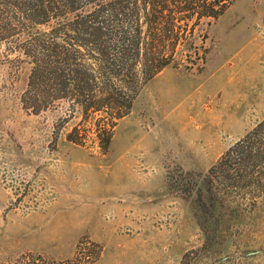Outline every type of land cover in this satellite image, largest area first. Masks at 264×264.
I'll list each match as a JSON object with an SVG mask.
<instances>
[{"label":"rangeland","instance_id":"374dc122","mask_svg":"<svg viewBox=\"0 0 264 264\" xmlns=\"http://www.w3.org/2000/svg\"><path fill=\"white\" fill-rule=\"evenodd\" d=\"M15 1L0 0V264H264V0L199 23L126 96L108 146L110 109L85 117L63 97L33 113L23 45L53 27L92 64L66 24L104 5L99 23L136 22L145 40L143 14L77 0L31 25Z\"/></svg>","mask_w":264,"mask_h":264},{"label":"trees","instance_id":"16d2710c","mask_svg":"<svg viewBox=\"0 0 264 264\" xmlns=\"http://www.w3.org/2000/svg\"><path fill=\"white\" fill-rule=\"evenodd\" d=\"M95 1L87 0V4ZM140 1V6L138 0L131 2V6L133 12L144 16L145 40L141 39V26L136 22L131 25L99 23L97 19L104 5L76 23L66 24L65 31L80 45L90 49L92 64H85L71 51L67 42H61L57 38L58 30L53 27L49 40L31 38L23 45L22 51L32 65L27 98L33 113L44 109L48 101L63 97L74 100L85 117L110 109V123L106 124L109 128L98 125V132L105 137L102 141L107 144L101 146H108L111 130L130 112V96L136 94L139 83H147L169 67L179 48L189 43L195 27L201 22L209 24L211 20H217L234 0ZM77 2L20 0L15 1L14 7L31 25H47L62 8L69 13ZM120 7L114 9L113 17L124 11L122 4ZM263 126L264 122L257 128ZM68 140L78 142L71 138V134ZM229 155L230 151L221 161L227 160Z\"/></svg>","mask_w":264,"mask_h":264}]
</instances>
